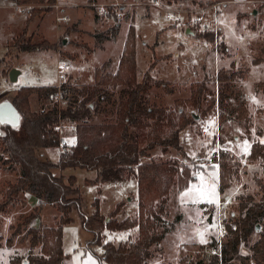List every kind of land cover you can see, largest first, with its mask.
Segmentation results:
<instances>
[{
    "label": "rangeland",
    "instance_id": "1",
    "mask_svg": "<svg viewBox=\"0 0 264 264\" xmlns=\"http://www.w3.org/2000/svg\"><path fill=\"white\" fill-rule=\"evenodd\" d=\"M153 1L54 0L49 4V10L33 14V8H47V1L0 0V97L11 100L20 87L58 85L57 67L66 64L65 89L60 88L59 93L47 101L36 94L31 95V111H46L54 105L65 108L71 102L78 105L80 99L74 92L93 82L96 67L107 62V70L114 71L132 24L136 34L138 82L155 60L151 71V89L146 95L150 107L174 114L175 123L182 116L194 115L193 123L180 132L178 150L172 149L167 154L155 150L149 158L143 159L144 163H175L190 169L191 176H195V180L181 192L176 185L171 187L163 219L173 224V228L166 233L163 245L153 248L152 257L165 261L159 260L160 263L157 259L160 264H177L184 257L207 264L211 255L206 247L211 241L215 243L218 221L227 224L238 215L240 197L251 196L257 202L261 196L257 181L264 179V159L254 162L248 159V155L253 144H264L261 142L264 141V93L256 87L257 83L264 82V0H159L160 7L152 5ZM200 5L207 10L200 22H194L192 11ZM98 7H103L102 15L97 14ZM167 13H171L173 18H167ZM61 16H66L67 20L58 21L57 17ZM28 17L31 18L24 39L31 37L32 42L44 39L53 43L54 48L18 50L15 38L25 28ZM175 17L178 20L175 21ZM115 22L119 23L117 33L110 39L102 40L99 35L108 33ZM186 29L193 34L187 33ZM209 33L213 34V39L202 37ZM63 38H66L65 44L62 43ZM258 58L262 61L255 64L254 60ZM13 67L24 70L18 85L12 84L8 78V72ZM221 68L237 71L233 88L240 93V100L248 109L247 121L232 115L231 112L239 104L232 99L226 108L221 109L215 102L207 109L217 98L219 86L216 73ZM200 82H204L210 91L204 95L201 105L205 114L196 112L188 103ZM118 95L116 91L110 103L101 104L99 109L94 110L87 123L114 122ZM63 123L62 136L69 143H75V131L68 128V121ZM245 144L250 145L247 153L243 147ZM214 150L218 151L219 160L223 152L233 164L230 188L224 193L218 191L219 160L217 166H205V160ZM60 153L59 147L42 150V155L54 162ZM6 159L0 148V205L8 185L15 183L19 172L17 166L5 164ZM54 174L76 178L83 216L93 211V201L98 200L104 217L112 213L119 203H123V208L117 219L137 217L138 195L134 179L101 184L94 181V172L80 169L55 171ZM201 178L209 186L214 181L216 202L193 204L190 200H182V194L191 186L200 184ZM214 206L219 207L216 209ZM53 208L43 207L41 222L35 227L42 223L54 225ZM33 212L35 209L27 207L20 194L0 212V264H11V260L28 255L27 226H24L23 220ZM71 217L74 222L63 227V250L69 255L66 264H99L93 253L98 256L101 249L88 245L91 236L82 229V219H79L76 209ZM261 222L264 223V220ZM133 232L129 230L122 232L126 235H119L105 231L103 243L128 241L134 235L127 234ZM201 233L204 242H201ZM258 237V233L254 232L240 245L242 260H234L230 264H255L250 257V248Z\"/></svg>",
    "mask_w": 264,
    "mask_h": 264
},
{
    "label": "trees",
    "instance_id": "2",
    "mask_svg": "<svg viewBox=\"0 0 264 264\" xmlns=\"http://www.w3.org/2000/svg\"><path fill=\"white\" fill-rule=\"evenodd\" d=\"M42 3L44 0H26ZM47 8H33V14L49 10L54 0H46ZM177 1V0H174ZM194 1V0H192ZM20 35L15 38L18 50H34L54 48V44L41 40L32 42L31 37L24 39L28 22ZM119 23L111 27L108 33L99 35L107 40L117 33ZM211 37L213 34L202 35ZM135 31L129 25L127 35L119 57L115 72L107 70V62L96 67L93 82L75 90L80 99L78 105L71 102L65 108L52 106L41 112L31 111L29 99L36 94L47 101L56 96L63 83L57 86L20 87L10 100L21 117L18 128L4 127L0 135L1 153L7 157L5 164L17 166L18 177L9 184L1 203L2 212L13 198L28 193L38 201L35 212L24 218L27 226L29 252L25 258H15L11 264H63L69 260L62 246L63 227L74 222L71 213L76 209L84 231L90 234L88 245L99 247L101 254L96 256L100 264H145L151 256V248L159 244L166 233L173 228L163 215L173 185L178 192L188 187L195 180L191 170L170 162L144 163V158L158 150L167 154L170 150L180 148V132L193 123L194 115L182 116L178 123L174 122V114L165 110L150 107L146 95L151 89V71L155 60L147 67L140 82L136 75ZM262 61L255 59L254 63ZM237 78L235 69H219L216 73L218 91L207 109L215 102L221 109L226 108L229 100L239 104L231 113L240 120L247 121L248 109L240 100V93L233 87ZM257 89L264 93V82L257 83ZM118 91V102L114 114V122L104 124H88L94 110L101 104L110 103L114 93ZM210 93L206 84L196 85L188 103L196 112L201 110L204 95ZM2 96L0 101H2ZM206 109V110H207ZM223 119V118H222ZM64 121L75 123V146L71 153H60L58 160L52 162L42 155V150L57 148L60 135L55 127ZM248 159L259 161L264 159V144L255 143L250 148ZM80 169L95 173V182L101 184L121 183L134 179L137 187L138 207L134 219H117L123 203L116 205L115 210L107 217L101 214L98 200L93 201V211L83 216L82 199L76 187V178L56 176L55 171ZM218 191L224 193L230 188L233 175V164L225 153H220ZM264 172V166H263ZM261 193L259 201L251 196L240 197L238 215L226 224V241L221 247L220 256L211 255L207 264H230L234 260H242L239 247L257 232L259 237L251 246V259L255 264H264V179L257 181ZM44 205H51L58 213L55 227L39 225L31 227L33 220L39 218V211ZM136 230L134 239L125 242H104V232H125ZM215 243L211 241L206 248L211 249ZM202 249V248H201ZM36 251V252H35ZM198 255H196V258ZM179 264H203L192 258L184 257Z\"/></svg>",
    "mask_w": 264,
    "mask_h": 264
},
{
    "label": "built area",
    "instance_id": "3",
    "mask_svg": "<svg viewBox=\"0 0 264 264\" xmlns=\"http://www.w3.org/2000/svg\"><path fill=\"white\" fill-rule=\"evenodd\" d=\"M152 5L160 7L159 0H154L152 2ZM55 7L58 10L59 6L57 5V3L55 4ZM206 10H207V8H205L204 6H201V5L198 6L197 8H195L192 11V13L194 15V18H193L194 22H200L203 19ZM96 11H97L98 15H102L104 12V9H103V7H98V8H96ZM177 13H179V12H177ZM166 17L167 18H173L171 16V13H167ZM57 20L64 22L67 20V17L66 16L57 17ZM174 20L175 21L178 20V17H175ZM67 69H68V67L66 64H59L58 65V67H57V78H58L57 84L58 85H56L57 87H59L61 84H63L65 82V75H66ZM63 126H64V123H60L58 126L55 127V130L60 135V141H59L58 147H59L61 153H71L72 149L74 148L75 143H69L68 140L62 136L63 129H64ZM67 126L71 131H75V124L68 123ZM218 160H219V153L217 150L216 151L214 150L212 152L211 156H209L205 160V166H207V167H213L214 165L217 166ZM214 207L217 209L219 206H214ZM216 229H217V236L215 238V246L209 250V253H210V255L220 256L221 247L225 243V237L227 235L226 223H224L221 220L218 221V223L216 224Z\"/></svg>",
    "mask_w": 264,
    "mask_h": 264
},
{
    "label": "water",
    "instance_id": "4",
    "mask_svg": "<svg viewBox=\"0 0 264 264\" xmlns=\"http://www.w3.org/2000/svg\"><path fill=\"white\" fill-rule=\"evenodd\" d=\"M255 14V10L252 11ZM187 33L193 34V31L186 29ZM62 43H66V38L62 39ZM22 73V70L13 67L8 72V78L12 84H17L18 77ZM21 117L10 100L0 101V135L2 134V128L11 127L18 128L20 126Z\"/></svg>",
    "mask_w": 264,
    "mask_h": 264
},
{
    "label": "crops",
    "instance_id": "5",
    "mask_svg": "<svg viewBox=\"0 0 264 264\" xmlns=\"http://www.w3.org/2000/svg\"><path fill=\"white\" fill-rule=\"evenodd\" d=\"M117 65L118 64H116V67H115V65H114V71L113 72H115L116 71V69H117ZM16 68H18V67H16ZM19 69H21L22 70V73L20 74V75H22L23 74V72H24V70L22 69V68H19ZM110 72V71H109ZM112 72V73H113ZM20 75H19V77H18V82H17V84H15V85H18L19 84V82H20ZM54 86H56V84L54 85ZM17 90H18V88H17ZM17 90H16V92H17ZM15 95V94H14ZM13 97V96H12ZM52 162H54V161H52ZM20 197H22L24 200H25V203H26V206L27 207H29V208H31V209H36L37 208V206H38V201H37V199L36 198H34L32 195H30V194H28V193H22V194H20ZM30 205L32 206V207H30ZM46 206H48V207H52V206H49V205H44L43 207H46ZM43 207L41 208V210L39 211V218L38 219H36V220H33L32 222H31V224H30V226L31 227H35V225L37 224V223H39V222H41V217H40V215H41V212H42V209H43ZM54 209V208H53ZM57 219H58V214H57V212H56V210H54V219H53V224L54 225H46V224H43L42 223V225H46V227H55V224H56V222H57ZM82 227V226H81ZM83 229V228H82ZM84 230V229H83ZM132 231H134L132 234L131 233H128L127 235L128 236H131V235H134L133 237H132V239H134V237H135V235H136V230H132ZM114 233H118L119 235H126V234H124V233H122V232H113V234ZM135 233V234H134ZM111 234H112V232H111ZM20 237H22V235H20ZM27 239V243H28V238H26ZM164 239L165 238H163V240L159 243V244H157V245H154L152 248H151V256H150V258L146 261V263L145 264H160L161 262L160 261H163L164 263H165V261L164 260H161V258L159 259V258H155V257H152L153 255V248L154 247H158L159 246V248L161 247V245H163L162 244V242L164 241ZM131 240V239H130ZM88 241V240H87ZM87 241H85V243H84V247H85V249H87L86 248V242ZM62 246H63V237H62ZM166 248L165 249H169V247H167V246H165ZM64 251V250H63ZM167 251V250H166ZM65 253V252H64ZM66 254V253H65ZM92 255V254H91ZM158 259V261L160 262V263H158V262H156V260ZM66 262H68V260L67 261H65L63 264H66ZM100 264V263H99ZM177 264H179V261H178V263Z\"/></svg>",
    "mask_w": 264,
    "mask_h": 264
},
{
    "label": "snow or ice",
    "instance_id": "6",
    "mask_svg": "<svg viewBox=\"0 0 264 264\" xmlns=\"http://www.w3.org/2000/svg\"><path fill=\"white\" fill-rule=\"evenodd\" d=\"M261 142L264 143V141ZM243 147L245 153H247L248 149L250 148V145L245 144ZM182 200H184L185 202L190 200L193 204L199 203L201 201H206L208 203L216 202L214 181L212 186H209L207 182L203 181V178H201L200 184L191 186L182 194ZM200 235L201 242H204L203 234L201 233ZM121 239H123V237H121Z\"/></svg>",
    "mask_w": 264,
    "mask_h": 264
}]
</instances>
